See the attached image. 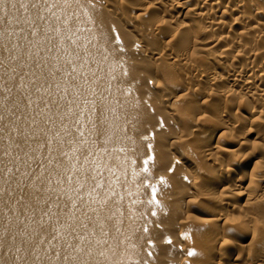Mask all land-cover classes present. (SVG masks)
I'll use <instances>...</instances> for the list:
<instances>
[{"label": "bare ground", "instance_id": "6f19581e", "mask_svg": "<svg viewBox=\"0 0 264 264\" xmlns=\"http://www.w3.org/2000/svg\"><path fill=\"white\" fill-rule=\"evenodd\" d=\"M0 264H264V0H0Z\"/></svg>", "mask_w": 264, "mask_h": 264}, {"label": "snow or ice", "instance_id": "6c2138e0", "mask_svg": "<svg viewBox=\"0 0 264 264\" xmlns=\"http://www.w3.org/2000/svg\"><path fill=\"white\" fill-rule=\"evenodd\" d=\"M41 147H43V145H41ZM49 183H51V180L48 181ZM43 226V225H42Z\"/></svg>", "mask_w": 264, "mask_h": 264}]
</instances>
